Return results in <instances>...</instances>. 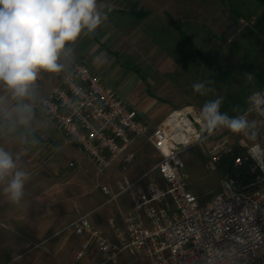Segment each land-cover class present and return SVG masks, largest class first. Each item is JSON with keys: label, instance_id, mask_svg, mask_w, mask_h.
<instances>
[{"label": "built area", "instance_id": "1", "mask_svg": "<svg viewBox=\"0 0 264 264\" xmlns=\"http://www.w3.org/2000/svg\"><path fill=\"white\" fill-rule=\"evenodd\" d=\"M256 92L264 96V88L250 96ZM38 106L98 171L117 159L122 166H131L135 154L128 147L139 137L159 153L151 169L134 180L123 178L117 192L108 197L107 202L128 193L131 200V209L122 214V226L114 229V239L92 225L90 212L66 225L82 237L75 259L99 252L98 264H105L126 251L134 257L142 255L147 264H264V115L249 112L250 101L234 117L243 115L251 123L256 114L258 133L249 141L223 136L209 153L216 161L223 154L242 152L234 157V164L250 160L256 180L239 186L232 176L224 175L218 192L203 203L188 190L180 157L211 135L193 105L174 107L150 125L87 64L74 62L69 70L59 72ZM153 170L161 181L151 179L143 186ZM101 190L109 194L107 186Z\"/></svg>", "mask_w": 264, "mask_h": 264}, {"label": "rangeland", "instance_id": "2", "mask_svg": "<svg viewBox=\"0 0 264 264\" xmlns=\"http://www.w3.org/2000/svg\"><path fill=\"white\" fill-rule=\"evenodd\" d=\"M140 3L132 0H115L117 5L109 17L120 32L110 47L118 54L119 64L134 73L130 72L128 75L126 73L118 78H114L113 75L104 79L103 75L100 77L105 85L114 89L135 109L140 106L152 108L153 105L156 109L159 108L154 116L141 115V118L150 125L174 107L189 104L201 111L206 101L217 96H223L225 101L233 89L237 90L239 86L247 83L249 71L264 67L261 59H255L254 63H251L253 69L247 62V58H252L256 54L252 48L264 57V7L257 0H142ZM132 4H135L136 9L145 10L148 14L142 18L129 14L127 9H130ZM230 9L245 15L241 16L244 23H241L238 29L230 21L232 16ZM258 19L259 24L255 26L254 23ZM219 35H223L224 39H220ZM185 38L191 42L187 43ZM218 71L228 75L226 82L218 76ZM207 80L214 82L211 87L215 91L205 96L195 93L192 85ZM252 86L248 89V97L245 98V108L249 106L251 92L256 90ZM27 102L24 103L25 108L34 104L31 101ZM22 106L21 103L9 101L3 106L1 113L22 111L20 108ZM226 106L231 112L229 114L231 117L240 112L233 110L232 105ZM251 122H255L256 126L247 130L248 135L234 134L222 129L211 134L203 143L191 146L180 154L184 163L186 186L201 203L211 200L219 190L221 177L229 175L227 172L218 171L217 165L232 154H223L213 161L209 153L211 145L223 136L239 137L249 141L252 133L256 135L260 130L256 114L252 115ZM6 127V124L0 121V128ZM134 145L138 148L135 152V162L148 166L158 160V153L142 137L137 138ZM40 155L41 153L37 162L41 159ZM55 158L50 152L49 162L52 163ZM129 167L122 166L121 160L118 159L110 167L98 171L90 160L79 161L74 170L79 173L77 188L83 193L81 199H86L87 205L94 208L96 213L115 209L116 200L96 207L109 197L102 192L101 186L106 185L108 188L112 186L111 188L115 190L117 180L121 181L123 178L133 180L132 174L124 177ZM71 168L66 167L67 174H72ZM82 170H85V175L80 174ZM151 179L161 181L156 170L145 177L142 185L145 186ZM124 198L125 196L122 197ZM9 224L10 217L0 214V235L8 232L3 230V226ZM61 236L65 238L60 247L54 250V243ZM75 236L72 230L60 232L56 239L46 243L44 246L46 249L41 247L42 245L15 247L8 243L6 245L0 243V264H36L35 261L37 264H67L74 258V252L66 254L64 244L66 240L70 242ZM86 255L88 254L83 257ZM106 264H147V260L142 255L134 257L123 251L115 261Z\"/></svg>", "mask_w": 264, "mask_h": 264}, {"label": "crops", "instance_id": "3", "mask_svg": "<svg viewBox=\"0 0 264 264\" xmlns=\"http://www.w3.org/2000/svg\"><path fill=\"white\" fill-rule=\"evenodd\" d=\"M132 1L140 3L142 0ZM116 5L115 0H98V9L102 13L101 25L91 33L85 29L74 43L66 45L59 60V63L63 65L60 72L69 70L74 62H82L93 69L99 77L103 75V77L101 76L103 79L112 75L114 78H118L126 73L127 75L130 72L134 73L119 64L118 54L110 47L120 33L109 19L112 16L111 11ZM103 15H106L107 18L103 19ZM58 74L41 70L30 90V95L23 99L15 97L11 90L0 83V121H3L7 126L0 128V148L12 155L17 164V170L25 171L28 174L24 186V196L19 203H13L4 192L7 181L0 183V202L3 201L0 204V214L10 217L11 220V224L3 226V230L8 232L0 235L1 244L8 243L15 247L42 245L41 247L46 249L44 247L46 243L56 239L60 232L68 231L65 227L69 222L87 212H90L89 219L92 225L106 237L114 239V229L123 224L122 214L131 209L128 193H122L111 200L117 201L115 209L102 210L100 213H96L94 208H90L86 199H81L83 193L80 192V188H77L79 173L74 168L79 161L88 160V157L55 126L43 109L38 106L40 99L49 92L52 84L58 79ZM142 88L145 91L143 86ZM9 101L23 105L28 103L27 101H31L34 104L28 108L20 107L22 111L1 113V109ZM130 107L137 111L140 117L141 115L154 116L159 110L154 105L152 108L140 106L135 109L133 106ZM135 142L128 147V151H132L134 154L138 149L134 145ZM50 152L56 157L52 163L49 162ZM40 153L41 159L37 162ZM155 163L147 166L140 165L134 160V163L126 169L124 177L132 174V179H137L151 169ZM68 166L72 167L71 175L66 172ZM84 171L82 170L80 174L85 175ZM119 181L117 180L115 190L111 188L112 186L108 188L109 196L117 192ZM124 196L125 198L122 199ZM107 199L108 197L96 207L110 203L111 201L107 202ZM75 235L73 240L70 242L66 240L64 244L65 253L73 251L74 258L82 242V237L76 233ZM64 238L61 236L54 243V250L60 247ZM73 241L74 243H72ZM83 256L75 259L76 261L73 258L67 264L71 262L74 264H98L102 261V255L99 252L86 255V259ZM35 262L37 264V261Z\"/></svg>", "mask_w": 264, "mask_h": 264}, {"label": "clouds", "instance_id": "4", "mask_svg": "<svg viewBox=\"0 0 264 264\" xmlns=\"http://www.w3.org/2000/svg\"><path fill=\"white\" fill-rule=\"evenodd\" d=\"M101 23L98 0H0V83L15 97H28L39 72L59 73L63 67L59 60L66 45L74 43L85 29L94 32ZM213 83L198 81L192 88L205 96L215 91ZM249 101V112L264 115L261 93H254ZM223 102L224 97L217 96L203 104L200 118L204 130L212 134L227 129L248 135L247 130L254 128L255 122L250 123L243 115L231 117L222 112ZM27 179L25 171L17 170L12 155L0 148V183L7 181L4 192L13 203H19L24 196Z\"/></svg>", "mask_w": 264, "mask_h": 264}, {"label": "trees", "instance_id": "5", "mask_svg": "<svg viewBox=\"0 0 264 264\" xmlns=\"http://www.w3.org/2000/svg\"><path fill=\"white\" fill-rule=\"evenodd\" d=\"M257 1L262 5V7H264V0H257ZM135 7H136L135 4H132L130 9H127V12L129 14L137 17V18H142L148 14L147 11L136 9ZM230 12L232 13L230 21L234 26H237V29H238V27L241 25V23H244V20L241 18V16H245V15L240 11H235V10L233 11L232 9H230ZM259 21L260 20L258 19L254 23V25L255 26L258 25ZM180 32H182V31H180ZM251 32H252V29L249 30V33H251ZM183 36H184V34H183ZM218 37L220 39H224L223 35H219ZM185 41L187 43L191 42L187 38H185ZM252 50L256 52L255 56L252 58H247V60H248L247 62L250 64L251 69H253V65L251 63H254L255 59H257V60L261 59L260 61L264 62V57H262L261 54L258 53V51L256 49L252 48ZM198 52H200V51H198ZM196 62H198V61H196ZM249 72L250 73H248V75H247L248 79L246 80L247 83L239 86V88L237 90L233 89L232 94H230L229 98L224 101V103L222 105L223 107H221L222 112H226L228 115L231 113L229 111V109L227 108L228 106H226V104L232 105L233 110H235L236 112L238 110H240V111L243 110L245 108V104H246L245 98L248 97V95H249L248 89H250L252 85H253L252 88H256V89L264 88V67L258 68L256 71L252 70ZM218 76H220L225 82L227 81L226 78L228 77V75H225L224 73L218 71ZM249 76H251V78H249ZM231 154H232L231 156L225 155L227 157L224 158L223 160H221V163H219L217 165L218 171H220L221 173H223V172L229 173V175L232 176L236 180V183L239 186L248 185V184L254 182L256 180L257 173L253 172L251 170V168H250L251 161L250 160H244L241 164L235 165L234 164V157L236 155H242V153L234 152Z\"/></svg>", "mask_w": 264, "mask_h": 264}]
</instances>
